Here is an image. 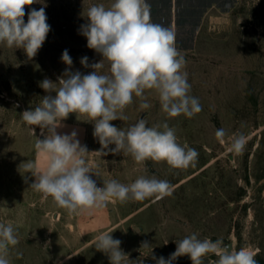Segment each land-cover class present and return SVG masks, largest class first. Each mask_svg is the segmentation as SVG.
Returning a JSON list of instances; mask_svg holds the SVG:
<instances>
[{
	"label": "rangeland",
	"instance_id": "1",
	"mask_svg": "<svg viewBox=\"0 0 264 264\" xmlns=\"http://www.w3.org/2000/svg\"><path fill=\"white\" fill-rule=\"evenodd\" d=\"M40 2L26 6L24 17L27 23L32 8H45L51 30L38 54L29 60L22 49L0 43V223L11 224L20 241L10 251V264H110L94 245L99 234L111 232L133 264H156L153 255L167 259L176 242L193 232L200 239H222L230 249L248 247L256 252L258 264H264V0H146L151 21L175 31L176 47L187 61L183 70L189 94L198 98L202 111L190 119L168 118L152 90L145 93L148 109H140L141 100L134 97L124 110L128 120L110 123L127 128L139 118L149 127L167 122L178 143L196 149L198 159L180 170L166 162L137 164L122 153L89 154L99 187L112 179L130 184L145 175L169 181L172 194L124 204L109 201L90 214L71 217L51 197L44 199L30 188L35 177L21 164L30 160L44 170L48 160L34 147L36 138L43 139L39 127L32 126L35 137L21 113L34 109L48 94L40 82H58L68 67L61 60L65 49L72 72L92 71L81 64L82 57H88L89 64L102 60L79 30L87 23L90 6L107 8L114 0ZM98 71L108 74L107 62ZM79 119L70 114L57 132L75 130L81 145L98 151L94 125L85 122L87 117ZM219 128L228 133L224 143L215 137ZM234 133L247 138L241 154L228 150ZM144 241L151 244L149 249H140ZM215 259L209 254L205 264ZM173 264L192 262L182 256Z\"/></svg>",
	"mask_w": 264,
	"mask_h": 264
},
{
	"label": "clouds",
	"instance_id": "2",
	"mask_svg": "<svg viewBox=\"0 0 264 264\" xmlns=\"http://www.w3.org/2000/svg\"><path fill=\"white\" fill-rule=\"evenodd\" d=\"M36 3L41 2L0 0V43L22 49L29 60L38 54L51 30L44 7L32 8L25 23L26 6ZM79 31L86 37L87 47L100 54L102 60L89 64L88 57H82L81 64L92 71L89 74L72 72L73 61L65 49L61 60L68 67L58 77V82L47 78L40 82L39 86L48 94L34 109L21 113L22 121L35 137L32 126L39 127L43 139L36 138L34 147L38 155L43 154L48 160L44 170L30 160L21 164L25 173L35 177L30 188L41 193L44 199L51 197L53 204L66 210L70 217L90 214L109 201L124 204L170 196V182L155 176L141 175L130 184L112 179L99 187L92 178V174L97 173L87 156L122 153L125 157L131 156L137 164L149 160L166 162L171 169L180 170L195 165L199 153L186 144L180 145L175 129L167 122L149 127L145 119L139 118L127 128H117L110 123L117 119L128 120L124 110L133 103L134 97L140 98V109H148L150 104L145 93L152 90L168 118L184 115L190 119L202 111L198 98L189 94L191 85L183 70L187 61L176 47L175 31L151 21L146 0H114L107 8L104 4H94L88 8L87 23L81 25ZM105 62L108 74H101L98 70L105 67ZM70 114H75L77 120L87 117L85 122L94 125L92 135L100 144L98 151L89 152L86 145H81L75 130L70 134L57 132ZM227 136L223 128L215 132L220 143H224ZM246 143L243 133H234L229 138L228 150L241 154ZM111 233L99 234L95 249L105 254L110 264H133L121 249L122 242ZM19 242L14 227L0 223V264H10V251ZM150 247L151 244L144 241L140 249ZM209 254L217 257L210 264H258L252 249L231 247L229 250V244L222 239H200L195 232L177 241L175 251L167 259L154 255L152 259L156 264H173L177 258L188 256L192 264H205ZM138 261L143 264V260Z\"/></svg>",
	"mask_w": 264,
	"mask_h": 264
},
{
	"label": "water",
	"instance_id": "3",
	"mask_svg": "<svg viewBox=\"0 0 264 264\" xmlns=\"http://www.w3.org/2000/svg\"><path fill=\"white\" fill-rule=\"evenodd\" d=\"M229 250H230V245H229Z\"/></svg>",
	"mask_w": 264,
	"mask_h": 264
}]
</instances>
